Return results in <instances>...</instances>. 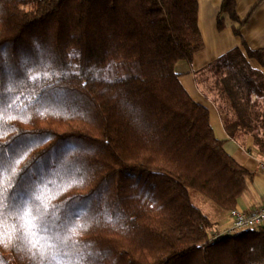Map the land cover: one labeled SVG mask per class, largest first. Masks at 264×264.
<instances>
[{
	"label": "trees",
	"instance_id": "16d2710c",
	"mask_svg": "<svg viewBox=\"0 0 264 264\" xmlns=\"http://www.w3.org/2000/svg\"><path fill=\"white\" fill-rule=\"evenodd\" d=\"M203 48L197 0H0V264H264V226L212 241L191 199L227 213L250 176L174 70ZM248 59L199 74L231 137L264 125Z\"/></svg>",
	"mask_w": 264,
	"mask_h": 264
},
{
	"label": "crops",
	"instance_id": "0c3cea01",
	"mask_svg": "<svg viewBox=\"0 0 264 264\" xmlns=\"http://www.w3.org/2000/svg\"><path fill=\"white\" fill-rule=\"evenodd\" d=\"M197 1L198 27L204 48L194 55L191 65L178 62L174 70L190 97L208 109L214 136L224 142L226 153L250 173L246 178L245 189L235 206L248 212L264 200V173L259 167L264 161V125L257 128L259 123L249 118L233 137L229 136L224 127L222 114L210 102L208 95L203 93L198 81L202 70L228 51L234 48L242 49V43L250 50L264 48V0H233L237 21L234 22L227 14L224 15L225 27L221 31L217 29L216 17L222 0ZM234 29L239 30L238 35L234 33ZM248 64L264 76V66L257 60L248 59ZM206 210L208 212L206 214L214 223L213 229L217 231L224 228L227 223L226 213H221L212 205H206Z\"/></svg>",
	"mask_w": 264,
	"mask_h": 264
},
{
	"label": "built area",
	"instance_id": "2783aa9c",
	"mask_svg": "<svg viewBox=\"0 0 264 264\" xmlns=\"http://www.w3.org/2000/svg\"><path fill=\"white\" fill-rule=\"evenodd\" d=\"M264 173V161L259 165ZM226 225L221 230L210 233L209 239L216 240L222 235H234L239 232L257 230L264 226V200L248 212L233 208L226 214Z\"/></svg>",
	"mask_w": 264,
	"mask_h": 264
},
{
	"label": "rangeland",
	"instance_id": "374dc122",
	"mask_svg": "<svg viewBox=\"0 0 264 264\" xmlns=\"http://www.w3.org/2000/svg\"><path fill=\"white\" fill-rule=\"evenodd\" d=\"M214 79L211 78V82H210V85L214 88V82H213ZM202 88V91L203 93L205 92L207 95H208V98L210 100V102L219 110V112L222 114L223 116V120H225V118L227 117L226 115V111H225V106H224V100L223 99H220V97L218 96L217 94V91H211V92H207L205 90V88L203 87V85H200ZM256 108L254 111H256L257 109H261V108H264V102L263 100H259L256 104ZM191 199H192V202L195 206L199 207L201 210H203L205 213H208L207 210H206V205H212L208 200H206L203 196H201L200 194H198L197 192H194V191H191ZM227 214V213H226ZM217 230V229H216ZM221 230V228L219 229ZM215 230L213 229V232Z\"/></svg>",
	"mask_w": 264,
	"mask_h": 264
}]
</instances>
